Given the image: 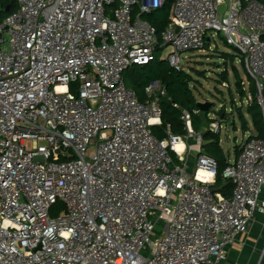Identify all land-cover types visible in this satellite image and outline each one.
<instances>
[{
    "label": "built area",
    "instance_id": "1",
    "mask_svg": "<svg viewBox=\"0 0 264 264\" xmlns=\"http://www.w3.org/2000/svg\"><path fill=\"white\" fill-rule=\"evenodd\" d=\"M163 1L16 0L0 17V264H220L264 212V139L241 141L223 170L230 197L213 193L217 163L192 114L181 111L184 134L156 138L164 86L152 81L140 102L123 77L166 47L180 71L181 54L218 33L242 56L264 121V4L175 0L158 34L143 15Z\"/></svg>",
    "mask_w": 264,
    "mask_h": 264
},
{
    "label": "trees",
    "instance_id": "2",
    "mask_svg": "<svg viewBox=\"0 0 264 264\" xmlns=\"http://www.w3.org/2000/svg\"><path fill=\"white\" fill-rule=\"evenodd\" d=\"M174 1L175 0H164L161 7L143 15V18L156 28L158 34H160L173 20ZM259 1L264 4V0ZM6 6H8L7 10H5ZM16 9V0H0L1 18L15 11ZM208 43L209 42L205 41L204 46H207ZM220 53L222 54L220 57L225 60V63L230 62L232 64V70L235 78V87L239 92L240 97H244L246 95V91L243 87V82L239 72L233 64L235 59L239 56V60L244 67L242 56L238 51L236 53L237 55L226 52ZM190 69L194 73L200 75V71L193 68ZM123 77L126 86L135 91L140 102H144L147 99L145 87L149 83L154 80H159L164 86V94L161 95L158 93L156 95L157 103L161 110V124L152 126V132L156 138L164 139L168 132L173 134H184L186 131L184 129V123L181 119V111L184 109L192 114L193 129L201 133L204 143L201 146V151L202 148H204V153L215 159L217 163L215 181L211 185V190L213 193H220L227 198L230 197L233 189V183L230 179L223 177V170L229 164V159H227L219 145L220 131H211L208 127V123L211 122V119L208 122H205L208 112L199 111L200 108L197 105L196 98L194 96V91H198V87L195 85V80L193 79L190 72L184 67L182 70L176 71L166 60L157 57L146 65L130 66L123 72ZM220 77L225 78V80L228 81V73L225 67L222 73H220ZM247 77L249 80L248 92L251 96H249V101L247 100L246 111L250 115L251 124L254 129L248 138L256 137L259 139H264V121L260 106L256 100L255 84L248 74ZM194 110L196 113L193 112ZM238 110L242 122V128L244 131H246L248 130L247 120L243 116L241 107H239ZM221 114H224V116H222V118H224L225 113H222V110L219 111V115ZM205 123H207V128L202 129L203 127H206V125H204ZM240 151L241 145H236L234 147V157H236Z\"/></svg>",
    "mask_w": 264,
    "mask_h": 264
},
{
    "label": "rangeland",
    "instance_id": "3",
    "mask_svg": "<svg viewBox=\"0 0 264 264\" xmlns=\"http://www.w3.org/2000/svg\"><path fill=\"white\" fill-rule=\"evenodd\" d=\"M211 34L212 39L210 43H208V47L204 46L202 50L183 52L181 57L184 63V68L190 72L195 80V85L198 87L199 92L194 91L196 103H208L207 110L199 111L208 112L205 118V122H208L211 119V122L208 124H214L216 122L221 123L219 145L227 159L232 160L234 159V147L240 145V142L245 140L253 131L250 115L246 111L247 100L249 101V96H251L248 92L249 80L242 63L239 60L240 57L238 56L233 64L239 72L243 87L246 91V95L241 98L235 87L232 64L230 62L225 63V60L220 57V55L222 56L220 52L237 55V50L234 49V47L227 45L222 35L213 32ZM169 51L170 48L166 47L164 51L161 52V58H165ZM224 67L227 69L228 81H226L225 78L220 77V73H222ZM190 68L200 71V75L191 71ZM239 107H241L243 116L248 123V130L246 131L242 128L241 118L238 113ZM220 110H222V113H225L224 118H222L224 114L219 115ZM204 125H206V127H203L202 129L207 128V123ZM189 143H193V140L190 139ZM204 150L205 149L202 148L203 152ZM195 151L196 150H193L188 157V160L191 161L189 168L193 166ZM62 209L63 207L56 204L52 208L51 216H55ZM161 224L163 225V223ZM159 234L160 230L156 229L151 240L159 236ZM143 252L148 255L150 252V246L147 245Z\"/></svg>",
    "mask_w": 264,
    "mask_h": 264
},
{
    "label": "crops",
    "instance_id": "4",
    "mask_svg": "<svg viewBox=\"0 0 264 264\" xmlns=\"http://www.w3.org/2000/svg\"><path fill=\"white\" fill-rule=\"evenodd\" d=\"M260 198L264 199V186ZM220 264H264V212L254 211L246 230L226 246Z\"/></svg>",
    "mask_w": 264,
    "mask_h": 264
},
{
    "label": "water",
    "instance_id": "5",
    "mask_svg": "<svg viewBox=\"0 0 264 264\" xmlns=\"http://www.w3.org/2000/svg\"><path fill=\"white\" fill-rule=\"evenodd\" d=\"M7 9H8V6L5 7V10H7ZM206 41L209 42V38H207ZM197 105L199 106L201 111L207 110L208 103L198 102Z\"/></svg>",
    "mask_w": 264,
    "mask_h": 264
},
{
    "label": "bare ground",
    "instance_id": "6",
    "mask_svg": "<svg viewBox=\"0 0 264 264\" xmlns=\"http://www.w3.org/2000/svg\"><path fill=\"white\" fill-rule=\"evenodd\" d=\"M180 146V145H179Z\"/></svg>",
    "mask_w": 264,
    "mask_h": 264
}]
</instances>
